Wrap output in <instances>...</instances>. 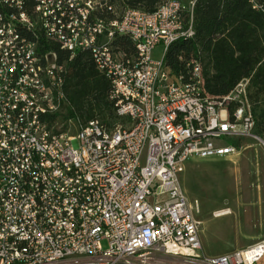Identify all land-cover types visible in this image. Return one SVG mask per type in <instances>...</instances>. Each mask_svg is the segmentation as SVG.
<instances>
[{
	"label": "built area",
	"instance_id": "2783aa9c",
	"mask_svg": "<svg viewBox=\"0 0 264 264\" xmlns=\"http://www.w3.org/2000/svg\"><path fill=\"white\" fill-rule=\"evenodd\" d=\"M195 2L164 0L153 12L124 6L117 15L111 0H0V264L264 258V239L205 256L197 203L179 180L188 158L235 155L254 127L249 78L215 97L198 60L185 63L186 74L164 62L172 43L194 36ZM116 35L128 36L135 54L116 50ZM53 43L69 59L91 54L111 84L113 125L78 117L58 125L66 68Z\"/></svg>",
	"mask_w": 264,
	"mask_h": 264
},
{
	"label": "trees",
	"instance_id": "16d2710c",
	"mask_svg": "<svg viewBox=\"0 0 264 264\" xmlns=\"http://www.w3.org/2000/svg\"><path fill=\"white\" fill-rule=\"evenodd\" d=\"M163 1L118 0V3L153 12ZM193 28L191 39H179L170 45L164 56L165 64L175 74H186L185 63L198 60L204 88L215 97L227 94L241 79L249 78L253 132L264 139V0H196ZM112 44L124 57L135 54L126 35H116ZM51 47L66 68L65 117H78L82 122L99 119L106 126L113 125L118 116L109 99L111 84L95 68L91 54L77 51L69 59V53L57 43Z\"/></svg>",
	"mask_w": 264,
	"mask_h": 264
},
{
	"label": "rangeland",
	"instance_id": "374dc122",
	"mask_svg": "<svg viewBox=\"0 0 264 264\" xmlns=\"http://www.w3.org/2000/svg\"><path fill=\"white\" fill-rule=\"evenodd\" d=\"M111 1L116 14L120 15L122 6L118 0ZM181 1L185 5L189 2ZM160 52L161 46L158 45L152 52V58L159 59ZM65 116L66 112L58 118L59 126H66ZM70 127L73 130V125ZM257 137L261 138L252 132V135L241 138L238 153L228 158L190 157L179 174L188 201L197 203L198 209H195L194 215L200 220V235L206 243L203 247L205 253L224 247L235 249V244L231 241L232 235L238 227L242 229V215H251L255 207L259 214L252 220L256 227L264 229V147ZM141 163L145 164V152ZM220 208H230L238 217V222L231 224L230 216L214 217V209ZM102 244L106 246L105 241ZM159 264L178 263L163 260Z\"/></svg>",
	"mask_w": 264,
	"mask_h": 264
},
{
	"label": "crops",
	"instance_id": "0c3cea01",
	"mask_svg": "<svg viewBox=\"0 0 264 264\" xmlns=\"http://www.w3.org/2000/svg\"><path fill=\"white\" fill-rule=\"evenodd\" d=\"M180 2H182L181 0H179ZM240 142V141H239ZM240 145V143H239ZM238 145V146H239ZM233 156V155H232ZM231 156H224V158H228ZM198 209V208H197ZM254 212L251 213V215L248 216H243L242 215V229L240 227H238L234 234L232 235V239L231 241L234 242L235 244V249H233L234 247H224V248H219L217 250H214L213 252L211 251L210 253H205L204 252V245H206L203 237H201L200 235V229L198 228V237H199V241H200V247H201V252L205 255V256H215V255H221V254H225V253H229L232 251H236V250H240L243 249L259 240L264 239V229L256 227L255 223H254V219L257 217V214H259V211H257L256 209H258L257 207L254 208ZM215 211L217 210H222V208L220 209H214ZM214 211V212H215ZM230 214H227V216L232 217V223L231 224H236V222H238V217H236L232 210L229 208ZM214 214V213H213ZM214 216V215H213ZM226 215L220 216V217H225ZM215 217V216H214ZM246 221H243V220ZM248 219V220H247ZM253 219V220H252ZM198 220V219H196ZM200 221V220H198ZM257 264H264V258H262Z\"/></svg>",
	"mask_w": 264,
	"mask_h": 264
},
{
	"label": "bare ground",
	"instance_id": "6f19581e",
	"mask_svg": "<svg viewBox=\"0 0 264 264\" xmlns=\"http://www.w3.org/2000/svg\"><path fill=\"white\" fill-rule=\"evenodd\" d=\"M228 210L222 209V210L215 211L214 212V216L215 217H220V216H223V215L227 216V214H230V212ZM199 224H200V221H199Z\"/></svg>",
	"mask_w": 264,
	"mask_h": 264
}]
</instances>
